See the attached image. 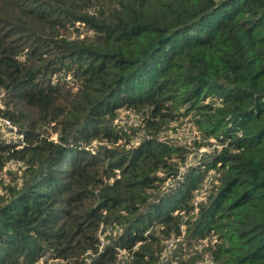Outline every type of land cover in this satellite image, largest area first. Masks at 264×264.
<instances>
[{
  "label": "trees",
  "instance_id": "16d2710c",
  "mask_svg": "<svg viewBox=\"0 0 264 264\" xmlns=\"http://www.w3.org/2000/svg\"><path fill=\"white\" fill-rule=\"evenodd\" d=\"M0 92V264H264V0H0Z\"/></svg>",
  "mask_w": 264,
  "mask_h": 264
},
{
  "label": "rangeland",
  "instance_id": "374dc122",
  "mask_svg": "<svg viewBox=\"0 0 264 264\" xmlns=\"http://www.w3.org/2000/svg\"><path fill=\"white\" fill-rule=\"evenodd\" d=\"M0 105H3V102L1 100V92H0ZM138 117L139 116L136 115L135 113H128V114L127 113H123V115H121L120 118H121V123L123 125L127 126V123H128L129 125L136 126L137 122L139 120ZM0 128L3 131L5 130L3 123L2 124L0 123ZM169 132H170L172 137L178 139L179 141H183L184 143H188L192 139V137H193V135L195 133V132H192L191 124L187 120L183 121V122L181 120L178 121V122H177V120L172 122L171 123V128L169 129ZM137 134L138 135L135 136L134 142L136 141V143H139L142 140V137H140V132L139 133L137 132ZM5 136L8 139H11V137H13L14 134L13 133H10V134L8 133V134H5ZM54 137H56V136H54ZM94 143L98 144V143H104V142H99V141L95 140ZM182 246H183V248L185 249V251L187 253L190 252L192 250V247H193V246H190L189 243L188 244L185 243ZM177 248H178V246H177ZM179 251L180 250H178V254L180 253ZM169 255H170V258L173 257V252L171 254H169ZM208 264H210V263L208 262Z\"/></svg>",
  "mask_w": 264,
  "mask_h": 264
},
{
  "label": "built area",
  "instance_id": "2783aa9c",
  "mask_svg": "<svg viewBox=\"0 0 264 264\" xmlns=\"http://www.w3.org/2000/svg\"><path fill=\"white\" fill-rule=\"evenodd\" d=\"M0 123L4 124V128L6 130V131L4 130L5 134H8V133L14 134V136L11 137L12 140L16 141L19 136H23V135H19L17 126L15 124H13L9 119L3 117L1 114H0ZM207 185H208V183H207ZM171 243H170V245H171Z\"/></svg>",
  "mask_w": 264,
  "mask_h": 264
}]
</instances>
